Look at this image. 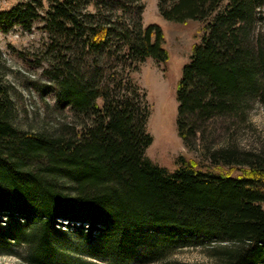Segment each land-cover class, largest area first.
Returning a JSON list of instances; mask_svg holds the SVG:
<instances>
[{"label": "trees", "instance_id": "trees-1", "mask_svg": "<svg viewBox=\"0 0 264 264\" xmlns=\"http://www.w3.org/2000/svg\"><path fill=\"white\" fill-rule=\"evenodd\" d=\"M158 7L167 21L204 23L177 85L176 127L212 168L180 156L169 172L146 155L151 109L135 74L169 53L161 28L143 25L140 0H22L0 10V32L43 21L50 84L37 89L74 121L53 134L22 130L0 86V254L13 255V243L28 247L21 264H67L55 240L66 220L89 239L100 234L92 256L106 264H151L187 248L213 264H264V150L217 147L264 104V0Z\"/></svg>", "mask_w": 264, "mask_h": 264}, {"label": "rangeland", "instance_id": "rangeland-1", "mask_svg": "<svg viewBox=\"0 0 264 264\" xmlns=\"http://www.w3.org/2000/svg\"><path fill=\"white\" fill-rule=\"evenodd\" d=\"M22 0H0V10L11 8ZM227 1V0H226ZM144 5L143 25H157L163 31L165 48L169 53V61L160 64L149 59L140 64L135 79L146 92L151 115L147 129L153 138L147 150V157L169 172L177 168L180 156L195 160L203 170L211 169L200 146L189 150L178 135L176 117L178 102L176 91L183 68L189 63L193 46L200 42L204 23L189 20L186 23H173L165 20L159 11V0H140ZM45 13L42 12V15ZM43 21L35 23L31 31L15 26L8 33L0 32V86L10 89L14 103V124L26 131L46 132L53 134L59 125L74 121L71 113L59 112L55 105L54 94H43L37 88L50 84L45 74L49 56L47 45L49 36L43 30ZM212 136L211 138H213ZM216 137V136H215ZM220 147L229 142L235 144L241 152H261L264 150V104L255 103L250 111L249 121L240 125L237 131H230L220 136ZM223 170L228 171L227 168ZM237 172L235 173V175ZM264 208V203L262 204ZM16 220L24 222L22 216ZM3 226L7 221L0 216ZM60 233L55 236L60 244L63 259L67 264H106L92 256L95 239L86 236L85 225L73 224L66 220H58ZM28 231V230H27ZM152 241L150 238L147 242ZM13 255L0 254L1 264H21L26 257V245L10 244ZM146 245L141 250L147 251ZM214 260L200 248H187L175 252L166 259L151 264H213Z\"/></svg>", "mask_w": 264, "mask_h": 264}]
</instances>
